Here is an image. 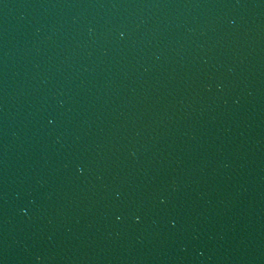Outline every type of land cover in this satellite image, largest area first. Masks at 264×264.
I'll return each mask as SVG.
<instances>
[{"label": "water", "instance_id": "obj_1", "mask_svg": "<svg viewBox=\"0 0 264 264\" xmlns=\"http://www.w3.org/2000/svg\"><path fill=\"white\" fill-rule=\"evenodd\" d=\"M0 264H264V0H0Z\"/></svg>", "mask_w": 264, "mask_h": 264}]
</instances>
